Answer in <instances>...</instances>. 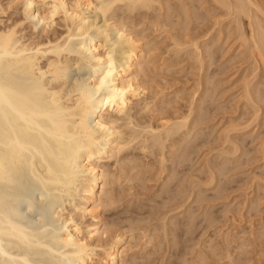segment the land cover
Here are the masks:
<instances>
[{
  "label": "bare ground",
  "instance_id": "1",
  "mask_svg": "<svg viewBox=\"0 0 264 264\" xmlns=\"http://www.w3.org/2000/svg\"><path fill=\"white\" fill-rule=\"evenodd\" d=\"M35 1L37 2V0H21L22 16L12 21L10 24L7 23V25H4V21L0 19V264H94V261L97 259L102 261L103 264H121L123 256L120 250V244L124 240V232L113 234V237H110V239L112 238L111 241L106 240L107 229H103L102 232H99L103 224L101 210H99V208H108V206H111L113 203L116 204L115 201L118 200H115L116 198L113 196L114 193L109 194L110 192L108 193L106 190L110 177L109 174H111L108 173V169H106V162L113 160L116 165H120L119 167L123 164L121 170L124 171V167L128 166L126 164H130L132 161H134L133 163L136 162V159H133V157L132 159H128L126 156L127 154L125 155L124 152L131 146L132 149H134L135 145H137L139 150L150 153V156L152 154V157L156 158L157 162L155 163H157V171L155 172L159 175V179L164 171L166 172L167 169H170V174L168 173L169 175L166 177L168 182L166 180L165 185L168 183L166 187H168L169 184L170 186H175L178 183L176 182L177 184H173V180L171 181L172 177L174 178V174H176L174 172L180 166H184V162L187 163V161L190 160L188 159L191 156L189 155L191 154L190 151L193 147H197L196 144L198 139L196 135L194 137L197 140L192 138L188 143L187 140L189 139L184 140V137L181 136V134H185H183V132L181 133V131L190 125L188 119L191 117L190 113L195 108L191 109L194 101L192 103L189 101V104L192 105L190 110L188 108V115L179 116L178 114L176 117L175 114H173V117H176L174 121L172 120L173 117L170 120L160 119L162 122L159 125L157 124L158 126L155 125L156 127L152 126V124H150L151 122H149V124H141L140 127V124H138L139 122H137L138 120H134L136 121V124H134V117L132 113H130L133 103L139 105L138 102L148 89L145 86L147 80L144 84L141 79L147 78L144 76V73H146L147 69L150 70L153 65L150 63L151 66L148 68L150 62V48H146L147 43H143V40L140 42L141 39L138 38V33L134 32L133 29H129L130 27L128 28L126 24L124 25V21H122L123 23L121 21L118 22L117 20L119 18L116 19V16L118 11L128 12V14L133 11L140 12L141 10L148 12L154 9L153 5H155V2L156 4L159 3L162 5L163 1L160 3L161 0H40L42 2H40V5H43L45 7L44 9L42 6L35 7ZM205 1L203 3H205ZM212 1L214 5L216 4V6H219L225 11V18L230 17L235 21L234 23L236 24V31L238 30L237 34L239 37L237 40L240 39L243 43L242 45H245L244 47L250 53H247L249 54L247 56L251 55L250 58L256 63V69L259 68V71L262 69L261 71L264 73V9H262L261 5L255 0ZM8 2L7 7L3 6L0 2V17L7 12L6 9H9L14 4V0ZM197 7L199 8V6ZM167 8L169 9L168 6ZM193 8H195V6ZM86 11L95 12V15L100 18L102 24L97 27L92 21L90 22L85 14ZM183 11L182 9V12ZM153 12L155 13L154 10ZM167 14L166 16L163 15L166 17L165 19H167ZM185 15L183 14V17ZM198 17L195 14L194 18L197 20V23L200 18H203ZM244 17L247 19V31L242 27L243 25L241 23ZM158 18H160L159 15ZM187 18L190 20L191 17L188 15ZM36 20V23H41L43 25V28L41 27L42 29L40 28L39 30V32L41 31V34H38V36L40 35L39 38L36 36L37 40L36 37H27L25 33L26 23H29L32 28H34ZM57 20L61 23L59 24L63 28V32L59 35H56V30L53 32ZM215 20L213 24L216 25L222 21L215 22ZM141 22L143 23V21ZM160 22L158 21L157 23ZM173 22L172 24H174ZM186 22L187 21L181 23L184 24ZM181 23H179V25H181ZM170 24L168 26H170ZM199 24V26L203 25L201 21ZM154 25L162 28L160 24ZM161 25H163L164 28L167 26V23L162 22ZM196 25L197 24H195V26ZM193 26L190 29H188L189 27L187 28V26L184 28V33H182L184 35L183 38L172 36L170 39L172 45L177 48V50H175L177 53L181 50L179 54L184 52L186 56L194 57L195 61L198 60L197 63H199L198 66H200L201 69L203 65L200 64H202L205 57L208 61H212L214 54V48L212 50V47L216 42L214 44L211 42L213 45L211 43L207 46L205 45L206 56H203V51L199 45V39L202 41L201 37L204 38L206 35L208 38L209 31L208 34L205 32L204 35H201L198 32V28L201 27L196 26L194 28ZM132 28H134V25ZM134 29L136 30V28ZM202 30L203 29L200 31ZM109 31L115 32L114 34L116 35L113 37H117L112 40ZM117 43L124 44L118 54L115 53L113 49ZM201 70L199 72H201ZM253 72L255 73V71ZM142 75L143 77L141 78ZM145 75H147V73ZM213 75L214 74L211 76ZM204 76L206 75L204 74ZM247 83L251 84L252 82L250 83L249 81L246 82V84ZM202 84L203 83L200 85ZM248 84L245 85L244 94L246 95L245 98L248 97V101L251 100L252 102L253 93L259 88L252 92ZM205 88L207 87L205 86ZM205 91L204 93H206ZM255 96L258 97V95ZM210 99L213 100L212 98ZM256 100L258 101L259 99ZM197 103H199V101ZM141 105H143L139 107L141 110L148 108L146 102L144 104L141 103ZM202 106L205 105L203 104ZM254 106L259 109L257 104H254ZM197 108L199 109V107ZM161 111L162 110H160V112ZM199 111L201 112V110ZM255 112L256 114L254 116L251 115L254 117V121L257 120L255 117L259 116V114H257L258 112ZM206 114L208 113L206 112ZM157 115L160 117L161 114L157 113ZM205 115L202 118H205ZM198 119L197 123L200 125L203 120L200 118ZM191 120L194 121V119ZM250 122H248L247 125H249ZM190 123H192V127H194L195 124L193 122ZM189 127H191V125ZM178 134L180 139H176L178 136L175 137ZM184 136H187V134ZM226 138L225 141L228 142L229 138ZM193 139L196 142L193 141ZM167 141H172V144L171 142L169 143L171 144L169 145L171 146L169 147L170 151H172L171 148H173L172 154H177L178 151L176 157H171V160H169L171 161V166L166 165V162H168L170 158V155H167L169 152H165V148L168 147ZM181 141H184L183 144ZM191 141L192 145L194 144L193 147L190 145ZM231 142L235 150L240 148L237 144L234 145L235 142H233V140ZM262 144L264 156V142ZM175 146L177 147L174 148ZM174 149L176 153H173L175 152ZM233 154L235 155L234 152H232V155ZM166 155L169 158L166 157ZM153 160L155 161V159ZM191 163L192 162H190V164ZM145 167L146 166L139 165V163L128 169L125 167L127 174L125 173L126 178L124 179H126L127 182L135 179L138 180V174H140V172L142 173V171L145 172ZM211 167L207 169L211 170L214 168ZM136 168H140L139 172L130 176L128 173ZM142 168H144V170ZM179 169H177V171ZM217 169L215 168V170ZM209 170L208 172H210ZM221 170L219 168V171ZM211 171H213V169ZM219 171L217 174H220ZM222 173L223 171H221V174ZM158 175L156 176L158 177ZM178 175L179 172H177V177ZM216 176L217 175H215V178ZM145 178L146 177H144V179ZM209 178L210 181L207 182L208 186H210V182L215 180L211 172ZM217 178L220 177L217 176ZM193 179L191 181H193ZM118 180L120 179L118 178ZM140 180H142V178ZM163 182H161V188L164 184ZM173 182L175 183V181ZM192 183L194 182H191V184ZM188 184L187 182V186H189ZM205 185L203 187H205ZM170 186L168 188H170ZM179 186L180 185H177L175 188ZM194 186L195 185L191 188V191H193ZM76 188H78L79 192L83 193L82 196L78 201L71 203L68 210L67 207L62 208L61 206L65 201L69 200V197L73 198V191ZM168 188L166 191L164 189V192L169 191ZM175 188H173L175 190L173 192L177 191ZM179 188H182V186ZM188 189L190 190L189 187L185 190ZM170 190L169 192H172V187ZM160 191L161 190H159V192ZM177 192H180V190ZM189 192L188 194H194L193 192ZM181 194L184 195V193ZM166 196L167 195L164 197ZM173 197L175 196L173 195ZM173 197L170 196V198ZM190 198L191 196H187L186 199H183L187 200ZM193 198L196 197L193 196ZM172 200H174V198ZM186 202L184 201L182 203L185 205ZM180 205L184 206L183 204ZM189 207L191 209V206ZM173 208L176 209L177 207L174 205ZM192 215L191 213V216ZM86 216H88L91 221L84 224L82 219ZM166 218H164V220ZM208 218L207 220H209ZM187 219L188 217L186 221ZM215 219L216 217L214 219L212 218V222ZM191 221L192 220H190V222ZM165 223L162 225L163 227L167 226ZM173 225L175 226V223ZM176 225H179L178 222ZM180 226H184V224L181 225L180 223ZM180 226H175V228H173L176 229V227ZM180 228L182 229V227ZM171 231L173 230L171 229ZM173 233L176 232L174 231ZM164 234L166 235V232H164ZM101 236H104V239H100ZM230 243L228 242L227 244L229 245ZM228 245H226V247ZM228 250H226V252L229 257L231 256L229 255L231 252L229 253L230 250ZM98 251L101 252L103 257L99 256L100 252L98 253ZM259 263L264 264V261Z\"/></svg>",
  "mask_w": 264,
  "mask_h": 264
},
{
  "label": "rangeland",
  "instance_id": "2",
  "mask_svg": "<svg viewBox=\"0 0 264 264\" xmlns=\"http://www.w3.org/2000/svg\"><path fill=\"white\" fill-rule=\"evenodd\" d=\"M8 1L10 0H0L2 5L5 7H7V4L9 3ZM204 1L205 0H194V1L191 0V2L190 0H161L160 3H162V5H160L159 3L156 4L155 2V5H153L154 9H151L152 11L151 10H149L148 12L144 10H141L140 12L133 11L130 14H128V12L126 13V12L118 11L116 16V19L119 18L117 20L118 22L124 21V25L126 24L128 28L130 27L129 29L131 30L133 29L134 32L138 33V38L141 39L140 42L143 40L142 41L143 43H147L146 48L148 49L150 48L149 49L150 62L148 68H150V66L153 65V67L151 66L150 70L147 69L146 71L147 75H145L146 73H144V76H146L147 78L143 79L142 78L143 75L141 76L142 78L141 81L143 80L144 84L147 80L145 86L148 89L145 91L146 93H144V95L141 97V100L138 102L139 105L133 103L131 107L132 109L130 113H132L134 117L133 119V122H135L134 124H136V121L138 120L137 122H139L138 124H140L139 125L140 127L141 124L142 125H144V123L149 124V122H151L150 124H152V126L156 127L155 125L157 124L159 125L162 122L161 121L162 119L170 120L174 116L173 114H175V116L176 115L178 116V114L179 116L188 115L189 114L188 108L190 110V107L193 104L192 105L193 107H191V109L195 107L194 108L195 110L194 109H193L194 111L192 110V112L194 113L192 112L190 113L191 117H189L188 123L191 125V127H192V123L190 122H193L195 125L193 124L194 127H192V129L191 127H189L190 125H188V127L184 128L183 131H181V133L183 132V134L185 133L184 135L187 134V136H184L181 133L180 134L182 137H184V140L189 139L187 140V143L190 142L192 138L198 139V140L196 139L198 144V145L196 144L197 146V147L195 146L196 148L193 147L194 144L192 145V141L190 143L191 147L193 148L192 150L190 149L191 154L189 155L191 156L188 159L190 160L192 159V160L191 161L188 160L187 163L184 162V166L183 165L180 166L179 167L180 169L177 168L181 172L179 170L177 171L176 169V171L179 172V175L177 177V172L175 171L174 173L176 174H174V178L172 177L171 179V181L172 180L175 181V183L172 181L173 184L178 183L177 185L182 186V188H179L180 186L178 188H175V186L177 185L170 186V184H169L170 188H168L169 186L166 187L168 184L166 183L165 185L166 180L168 182V179L166 177L167 175L170 174L169 173L170 169L169 170L167 169L166 172L164 171L165 173L163 172L159 179V175L155 172L157 171L156 170L157 163H155L157 162L156 158L155 157L153 158L152 154L150 156V153L147 152L145 153L139 150L137 145H135L134 149H132L131 146L126 152H124V154L125 155L127 154L126 156L128 157V159H132L133 157V159H136L137 162V163L136 162L133 163L134 161H132L131 162L132 164L131 163L126 164L129 166V167L125 166L126 168L127 167L130 168L133 165L135 166L138 163L139 165L146 166L145 167L146 170L142 168L145 172L141 170L142 173L140 172V174H138L139 175L137 176L138 180L135 179L127 182V180L124 179L126 178L125 176L127 174L126 173L127 170H125L126 169L125 167H124V171L121 170L123 164L121 167H119L120 165L117 164L118 165L117 166L113 162V160L106 162L107 163L106 169H108V173H111L109 174L110 177L108 179V185L106 186V190L108 193L110 192L109 194L114 193L113 196H115L114 197L116 198L115 200L117 199L118 200L115 201L116 204L114 203H113L114 205L112 204L113 206L112 205L108 206V208L105 209L103 208L100 209L101 207L99 208V210H101V216L103 220L102 221L103 224L100 227L99 232H102L103 229H107L106 240L108 241L112 240V238L110 239V237H113V234H116L118 232H122V233L124 232L123 233L125 234L124 240L120 244V250L122 251V256H123L121 264H261L259 262L264 261L263 260L264 259V159H263L264 156H263V144H262L264 142V126H263L264 125V102H263L264 73L263 71H261L262 69L260 70L261 72L259 71V68L256 69L257 68L256 63L253 61L252 58H250L251 55L247 56L250 53L244 47L245 45L244 46L242 45L243 43L240 39L237 40L239 37L237 34L238 30L236 31V26H235L236 24L234 23L235 21L230 17L225 18L224 16L225 11L219 6H216V4L214 5V2L212 0H207L205 1V3H203ZM255 1H257L259 5H261L262 9H264V0H255ZM40 2H41L40 0L39 1L37 0L36 2L37 6L35 5V7L42 6L44 9L45 7L43 5H40ZM21 3H22L21 0H14V4L9 9H6L7 12L4 15H1L2 17H0V19L4 21L3 22L5 23L4 25H7V23L10 24L12 21L22 16ZM167 6L169 7V9L167 8ZM194 6L195 8H193ZM197 6H199V8ZM182 9L184 11L186 9V11L185 12L183 11L184 12L183 13ZM153 10L155 11V13L153 12ZM85 14L88 20L90 22L92 21V23H94L95 26L98 27L102 24V21L97 15H95L96 14L95 12L86 11ZM166 14H167V19H165L166 17H164L166 16ZM183 14L184 15L186 14L184 16L185 18H187V16L189 15V17L192 18V21L191 18L190 20L189 18L185 19L183 17ZM195 14L197 17L199 15L198 18L203 17L199 19L198 23L197 20L194 18ZM158 15L160 18H158ZM139 20L143 21V23ZM188 20L191 22H189ZM202 20H204L205 22ZM214 20L215 22L221 20L222 21L219 24L217 23V25H219L217 26L216 24H213ZM246 20L247 19L244 17L241 23L243 25L242 27L247 31L248 28H247ZM158 21L160 23H157ZM184 21L187 22L182 24ZM200 21L206 27L203 25H202L203 27L199 26ZM36 22L37 20L35 21V25H34V28L36 29L32 28V26L29 23H26L25 33L27 37L30 36V38L32 37L35 38L37 36L39 38L40 35L38 36V34H41V31L39 32V30L41 27L43 28V25L41 23L38 24ZM162 22H166L167 26L165 25L166 27L163 28V25H161ZM172 22L174 24H172ZM59 23L60 22L57 20L56 26L53 30V32H55L56 30L55 32L56 35H59L63 32V28L60 25L61 23L60 24ZM179 23H181L182 26L179 25ZM154 24L157 25L160 24L162 28L159 26L157 27ZM169 24L171 27L168 26ZM195 24H197L196 26L201 27L198 28V32L201 35H204L205 32H207L208 34V31L210 34V35L208 34V38L206 37L207 35L204 36V38L201 37L202 41L199 39L200 41L199 45L201 50L203 51V56H206L205 45L207 46L211 42L213 44L216 42L214 45L211 43L213 45L212 50L214 48L212 61L211 62L208 61V59H206L205 57L204 60L202 61V64H200L203 65V67H201L202 70L200 69V66H198L199 64L197 63L198 60L195 61L194 57L190 56L192 58L191 59L189 56H186L184 52H181L179 54L181 50L180 51L178 50L179 52L177 53L175 51L177 50V48L172 45V41L170 39L172 38V36L176 38H183L184 35L182 33H184L183 32L184 28L186 26L187 28L189 27L188 29L192 28V26L195 28L196 27ZM133 25L134 28H136V30L132 28ZM201 29L203 30L200 31ZM209 29L211 30L212 33L210 32ZM114 33L115 32L113 31H109L110 38L112 40L117 37V36L115 38L113 37L116 35ZM141 33L142 35L143 34L144 35L142 36ZM121 44L117 43L114 46L113 49L115 53L117 54L120 53L121 48H123L124 46V44L123 45ZM200 70L201 72H199ZM253 71H255V73ZM204 74L206 76H204ZM212 74L214 75L211 76ZM208 80L209 82L207 83ZM249 81L250 83L251 82L252 83L251 84L247 83V84L248 86H250V90L252 92L255 91V89L259 88L256 91L258 93L254 92L256 94L253 93L252 96L253 98L252 102L255 101L253 103L255 105L257 104L259 109L255 108L251 100L248 101V97L245 98L246 97V95L244 94L246 87L245 85H247L246 82ZM201 83L203 84L200 85ZM205 86L207 88H205ZM208 88L211 90H209ZM206 89L208 90L205 91ZM204 91L207 94L204 93ZM255 95H258V97H256ZM210 98H212L213 100H211ZM256 99H259L258 100L259 103ZM144 101L148 104V108H147L148 111L147 109H145L146 110L145 111L139 108L143 106L141 105V103L144 104L145 103ZM189 101H191V103L193 101L194 102L190 105ZM196 101L197 102L199 101V103H197ZM201 104L202 105L204 104L205 106H202ZM197 107H199V109ZM134 108L136 112L134 111ZM160 110L162 111L160 112ZM199 110H201V112ZM138 111L140 112V115ZM253 111L254 112L257 111L258 112L257 114H259L260 116V117L259 116L255 117V119H257L255 120L256 122L253 119L254 118L253 116L256 114V112L254 113ZM206 112L208 114H206ZM157 113L161 114L160 117L159 115H157ZM204 115L206 119L202 118L204 117ZM176 117H173L172 120L174 121ZM198 118L204 121L201 122L202 125L201 124L199 125V123H197V120H199ZM191 119H194V121ZM143 120H145L146 122ZM248 122H250L249 125H247ZM196 124H198L199 126ZM187 128L189 129V131ZM188 134L191 135L189 136ZM195 135L196 138L194 137ZM175 137H177L176 139H180L179 134L176 135ZM226 137L229 138L228 139L229 141L227 140L228 142L225 141L227 139ZM194 139L193 141H195ZM232 140L233 142H235L234 145L237 144V146L240 148L235 150L234 146L232 147L233 145V143L231 142ZM167 142L166 143L168 144V147L165 148L166 149L165 152L167 153L169 152V154L167 153L166 154L168 156L170 155V158L166 155V157L169 158L168 162H166V165L171 166L170 165L171 161L169 160H171V157L173 158L176 157L178 151L177 154H172L173 148H171L172 151H170L169 148L171 147L169 145L172 144V141H167ZM170 142L171 144H169ZM181 142L183 144L184 141ZM176 147L177 146H175L174 148ZM232 152H234L235 155L234 154L232 155ZM173 153H176V151ZM153 159H155V161ZM227 160L230 162H228ZM146 162L147 163L149 162L150 164L149 163L147 164ZM190 162L192 163L190 164ZM210 165L214 168H212ZM209 166L213 169L214 173L213 171H211L212 169L209 170L210 169ZM117 167L120 169H118ZM218 167L220 168V170L223 169L221 170L223 171L222 174L221 171H219ZM215 168L216 169L218 168L217 170L220 172V174H217L218 171L215 170ZM139 169L140 168L133 169L128 174L131 176L136 172H139ZM208 170L211 172L212 175H214V179H215L213 180L214 183L213 181L209 183L210 186H208L207 183L208 181H210L209 180L210 172H208ZM156 175H158V177ZM215 175H217L220 178H217V176L215 178ZM144 177L146 178L144 179ZM118 178L120 180H118ZM139 178L140 179L142 178V180H140ZM192 179L193 181H191ZM161 182L164 183L162 185V188H161V184H162ZM187 182L189 183L188 184L189 186H187ZM191 182H194L192 184L195 185L194 186L195 190L193 189V191H191L192 190L191 188H193ZM204 185L205 187H203ZM171 187H172V192H169L171 191L170 190ZM188 187L190 188V190L189 189L185 190ZM167 188L169 191L164 192V189L166 191ZM173 188L177 189V191L180 190V192L184 193L185 196L180 192L177 191L173 192L175 191ZM159 190L161 191L159 192ZM189 191L193 192L195 195L190 193ZM188 192L190 194H188ZM82 194L83 193L79 192L78 188L74 189L73 198L69 197V200L65 201L61 207L62 208L67 207L68 210L69 205L73 202L78 201L79 198L82 196ZM171 194H173L175 197H173V195ZM165 195L167 196L164 197ZM170 196L173 197L174 200H172L173 198H170ZM187 196L188 197L191 196V198H193L194 196L196 198L193 199L190 198L185 200ZM182 200H184L185 202L187 201L188 203L186 202L184 205V203H182L184 201ZM180 204H183L185 208ZM174 205L175 207H177L176 209L173 208ZM189 206H191V209ZM188 207L190 210L188 209ZM191 213L193 214L192 215L193 217L191 216ZM208 214L210 215V217ZM162 216L164 218L166 217L167 218L164 220ZM187 217L189 221L188 219L186 221ZM211 217L213 219L216 217V219L214 220L215 222L213 221L214 224L211 220L212 219ZM207 218L209 220H207ZM83 219L82 222L84 224L89 223L91 221V219L88 216L84 217ZM190 220L192 221L190 222ZM177 222L179 225H176ZM164 223L168 227L167 226L163 227L162 225H164ZM174 223L175 226H180L181 223V225L184 224L185 227L180 226L182 227V229L180 227H176V229H174L175 228V226L173 225ZM209 224L212 226H210ZM162 228L167 231H164ZM177 228L179 229V233ZM171 229L173 231H171ZM163 231L166 232V235L164 234ZM174 231L176 233H173ZM100 239H104V236H101ZM172 239H174L175 241ZM226 242L227 243L231 242V243L228 245ZM226 245H228L231 249L228 246L226 247ZM224 247H226L227 249ZM226 250H228L229 253L231 252L229 254L231 256L229 257L232 258L228 257L227 255L228 253L226 252ZM99 252L100 251H98V253ZM99 256L100 257L102 256L101 252L99 253ZM94 264H103V262L97 259L94 261Z\"/></svg>",
  "mask_w": 264,
  "mask_h": 264
}]
</instances>
